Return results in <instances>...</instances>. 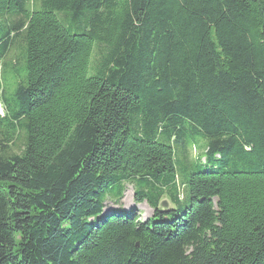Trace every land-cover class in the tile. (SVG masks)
I'll return each instance as SVG.
<instances>
[{"label":"trees","instance_id":"16d2710c","mask_svg":"<svg viewBox=\"0 0 264 264\" xmlns=\"http://www.w3.org/2000/svg\"><path fill=\"white\" fill-rule=\"evenodd\" d=\"M0 264H264V0H0Z\"/></svg>","mask_w":264,"mask_h":264},{"label":"rangeland","instance_id":"374dc122","mask_svg":"<svg viewBox=\"0 0 264 264\" xmlns=\"http://www.w3.org/2000/svg\"><path fill=\"white\" fill-rule=\"evenodd\" d=\"M201 142H203L201 140ZM204 144V142H203ZM198 154V150L197 149H192L190 152V160H193L194 157H196ZM200 156H204V153H201ZM179 193L181 195V197L185 196V188L184 186H181V184H179ZM133 187L130 185L126 186L123 198L119 201L118 204H116L113 201H107L105 203V213L113 210V209H118V208H122L124 211H128L129 209L133 208L134 203H133ZM171 205H167V207H170ZM137 209V211L140 213L141 219L142 220H146L147 218H149L152 214L151 209L147 206V204L143 203L140 204L138 206L135 207Z\"/></svg>","mask_w":264,"mask_h":264},{"label":"water","instance_id":"95a60500","mask_svg":"<svg viewBox=\"0 0 264 264\" xmlns=\"http://www.w3.org/2000/svg\"><path fill=\"white\" fill-rule=\"evenodd\" d=\"M167 205H171V204L167 200L163 199L162 202L160 203V209L164 211L169 208H172V205L170 207H167Z\"/></svg>","mask_w":264,"mask_h":264}]
</instances>
